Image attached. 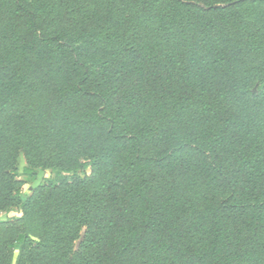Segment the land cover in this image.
Listing matches in <instances>:
<instances>
[{
  "label": "trees",
  "instance_id": "obj_1",
  "mask_svg": "<svg viewBox=\"0 0 264 264\" xmlns=\"http://www.w3.org/2000/svg\"><path fill=\"white\" fill-rule=\"evenodd\" d=\"M20 153L54 174L22 202ZM17 207L0 264L264 258V0H0Z\"/></svg>",
  "mask_w": 264,
  "mask_h": 264
},
{
  "label": "rangeland",
  "instance_id": "obj_2",
  "mask_svg": "<svg viewBox=\"0 0 264 264\" xmlns=\"http://www.w3.org/2000/svg\"><path fill=\"white\" fill-rule=\"evenodd\" d=\"M22 1V0H21ZM28 1V0H23ZM28 167V163L22 153L19 154L17 161V168L20 174L19 180L23 182V186L20 192V200L24 201L27 197L30 196L33 190H35L40 185L44 184L46 181L52 180L54 174L50 170L45 169H33L32 172L24 175V169ZM90 171L89 169L85 171H80L79 174L81 177H84ZM22 218V209L17 207L10 212H1L0 213V223L5 222H19ZM84 236V231L82 233ZM81 244V240H78L74 243V248L78 249ZM235 264H264V258L255 257L248 261H236Z\"/></svg>",
  "mask_w": 264,
  "mask_h": 264
}]
</instances>
